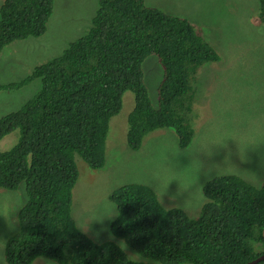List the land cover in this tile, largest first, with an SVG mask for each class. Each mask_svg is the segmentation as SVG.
Listing matches in <instances>:
<instances>
[{
    "label": "trees",
    "instance_id": "trees-1",
    "mask_svg": "<svg viewBox=\"0 0 264 264\" xmlns=\"http://www.w3.org/2000/svg\"><path fill=\"white\" fill-rule=\"evenodd\" d=\"M54 6L55 0H4L0 52L13 41L44 37ZM260 19L264 0L255 21ZM90 21L59 55L18 81L0 84L12 91L37 87L20 109L0 117V140L16 129L22 133L18 144L0 151V188L17 190L24 183L27 198L17 212L18 231L6 240L5 262L32 264L45 257L60 264H246L264 254V180L257 186L237 174H217L204 183L207 201L197 216L181 206L164 207L145 184L112 190L117 215L109 229L139 260L112 239L97 243L77 224L72 193L79 169L104 168L110 119L126 91L134 92L137 104L129 117L130 148L137 150L144 135L158 128L174 130L186 145V114L201 65L219 59L187 18L146 0H101ZM64 34L52 36L60 40ZM25 43L36 56L46 44ZM149 55H156L163 70L157 110L148 107L144 80Z\"/></svg>",
    "mask_w": 264,
    "mask_h": 264
},
{
    "label": "rangeland",
    "instance_id": "rangeland-1",
    "mask_svg": "<svg viewBox=\"0 0 264 264\" xmlns=\"http://www.w3.org/2000/svg\"><path fill=\"white\" fill-rule=\"evenodd\" d=\"M3 1L0 0V6ZM89 1L99 0H55L44 37L7 44L0 52V83L20 80L36 64L60 53L61 50L52 48L56 41L67 44L80 36L89 27L93 13ZM146 3L167 13L192 17L198 25L197 32L217 49L221 61L203 66L198 73L192 109L186 114L193 129L190 145L181 148L177 133L162 128L145 134L140 147L131 149L126 134L135 94L126 91L123 108L110 123L109 159L105 168L79 169L72 195V216L98 243L115 240L134 260L141 259L139 254L110 234L109 223L117 215L116 206L109 198L112 190L128 183L145 184L154 189L164 207L181 206L189 215L197 216L207 201L202 187L215 175L234 173L257 186L264 180V23L255 21L258 1L146 0ZM207 7L220 8L219 12L224 14L216 19L221 24L214 27L195 17V13ZM62 30L65 34L60 40L52 36L53 32ZM36 40L46 42L38 48L37 56L30 53L25 43ZM144 71L145 83L150 85L154 100L152 86L161 80V67L155 56L145 60ZM36 89L0 90V117L20 109ZM21 135L20 129L6 135L0 141V151L15 146ZM24 193V183L17 190L0 188V212H12L16 222V209L26 199ZM12 231L0 217V238L5 240ZM3 244L0 243V251ZM38 261L58 264L51 260Z\"/></svg>",
    "mask_w": 264,
    "mask_h": 264
},
{
    "label": "clouds",
    "instance_id": "clouds-1",
    "mask_svg": "<svg viewBox=\"0 0 264 264\" xmlns=\"http://www.w3.org/2000/svg\"><path fill=\"white\" fill-rule=\"evenodd\" d=\"M101 0H99V1H89V3H88V5H89V7H90V9H92L93 10V13H92V16H93V14H94V11L98 8V3L100 2ZM258 1V4H257V9H258V17H259V15H260V0H257ZM4 2V1H3ZM2 2V3H3ZM1 7V6H0ZM153 7H156V6H153ZM156 8H159V7H156ZM159 9H161V8H159ZM219 9L220 8H213V7H207V8H205V9H203L202 11H200V12H198V13H195V17H197L199 20H201V21H204V22H207V23H210L211 25H213L214 27H216V26H218L219 24H221V22H219V21H217V19H216V17L217 18H219V19H221V16H223V14L224 13H220L219 12ZM162 10V9H161ZM164 11V10H163ZM165 12V11H164ZM167 13V12H166ZM168 14H172V13H168ZM172 15H177V16H179V17H184V18H187L189 21H190V23H192L193 25H194V27H195V29H196V32H197V27H198V25H197V23H194V21H192V17H189V16H185V15H178V14H172ZM91 16V17H92ZM213 16H215V17H213ZM90 17V18H91ZM257 17V18H258ZM213 20H216L217 22H213ZM225 20V19H224ZM226 21V20H225ZM89 22H91L90 21V19H89ZM227 22V21H226ZM228 24H230L229 22H227ZM259 23H264L261 19L259 20ZM91 25V23L89 24V26ZM83 32V31H82ZM82 32L80 33V34H82ZM198 33V32H197ZM199 34V33H198ZM200 35V34H199ZM79 37V36H78ZM202 38V37H201ZM203 39V41L204 42H206L207 44L209 43L213 48H214V50H215V53H216V55L218 56V54H217V49L210 43V42H208L205 38H202ZM66 44L65 43H61L60 41H56L53 45H52V48H57V50H61L62 51V49H63V47L65 46ZM5 47V46H4ZM49 51V50H48ZM56 52H58V51H56ZM48 53V52H47ZM61 53V52H60ZM60 53H55V55L53 56V57H55V56H57V55H59ZM37 54L39 55V51L37 52ZM149 56H155V58L157 59V62H158V64L160 65V67H161V79H162V74H163V70H162V65H161V63H160V61H159V59L156 57V55H149ZM148 56V57H149ZM42 57V56H41ZM53 57H51V58H53ZM147 57V58H148ZM50 58V59H51ZM146 58V59H147ZM218 58L219 59H215V60H207L205 63H203V61H202V65H201V68L203 67V66H205V65H208V64H212V63H215V62H220L221 60H220V57L218 56ZM145 59V60H146ZM49 60V59H48ZM47 60V61H48ZM145 60H144V62H145ZM45 62V61H44ZM143 68H144V64H143ZM145 72V71H144ZM27 75V74H26ZM25 75V76H26ZM144 80H145V76H144ZM11 82V81H10ZM160 82H161V80H160ZM160 82L154 87V86H152V92H153V94H154V100L152 99V93H151V91H150V85L149 84H146L147 85V87L149 88V91H150V93H149V97H150V103L152 104V105H149L148 107H150L151 109H155V110H157L156 108L158 107V104H159V85H160ZM6 83H9V82H6ZM1 85H3L4 83H0ZM0 90H3V88H1V86H0ZM32 97V96H31ZM124 102V101H123ZM123 102H122V107H121V109H120V111L118 112V114L121 112V110H122V108H123ZM136 101H135V105H134V107H133V109L130 111V113H129V115H128V130H129V127H130V124H129V117H131V115L133 114V113H135V111H134V109L136 108ZM148 107H145L144 108V110H146L147 112H148ZM18 110V109H17ZM118 114H115V115H113V117L110 119V123H111V120L116 116V115H118ZM110 123H109V129H110ZM187 123L189 124V126H190V138H189V141H188V143H189V145H190V141H191V134H192V132H193V129H192V127H191V124H190V120L188 119V121H187ZM159 130L160 129H162V128H158ZM169 129V128H168ZM155 130H157V129H155ZM13 132V131H12ZM128 132V131H127ZM11 133V132H10ZM10 133H8V134H10ZM7 134V135H8ZM108 134H109V132H108ZM6 136V135H5ZM4 136V137H5ZM178 136V135H177ZM3 137V138H4ZM108 137V136H107ZM2 138V139H3ZM1 139V140H2ZM0 140V141H1ZM143 141V140H142ZM126 142H127V134H126ZM187 143V144H188ZM18 144V143H17ZM178 144H179V141H178ZM187 144L186 145H183V146H181L180 144H179V146L181 147V148H183V147H186L187 146ZM127 145H128V142H127ZM129 146V145H128ZM14 147V146H13ZM132 149V148H131ZM109 159V154H108V138H107V140H106V162H107V160ZM106 165V164H105ZM104 168H105V166H104ZM220 174H224V173H220ZM226 174H234V173H226ZM23 184V183H22ZM21 185V184H20ZM20 187V186H19ZM24 192V191H23ZM24 195H25V193H24ZM72 195H73V193H72ZM157 195V194H156ZM26 200H27V198L25 199V202L23 203V204H25L26 203ZM49 205V204H48ZM22 207V205L20 206V207H18L16 210V222L14 221V219H13V213L12 212H7V211H5V212H0V217H3L4 218V221H5V224H6V227L9 229V230H13L12 232H11V234H14L16 231H18V217H17V212H18V210H20V208ZM54 209H56V208H53V210ZM116 217V216H115ZM115 217H113L112 219H111V221L115 218ZM110 221V222H111ZM110 224V223H109ZM111 232V231H110ZM111 235H113L112 233H110ZM114 236V235H113ZM116 238V237H115ZM8 239V237H6V239L4 240L3 238H0V243H4L3 244V247H2V249H1V251H0V255H1V262L0 263H2V264H7L6 262H5V260H4V256H3V250H4V247H5V243H6V240ZM118 239V238H117ZM107 240V239H106ZM98 240H96V242H97ZM104 241V240H103ZM102 241V242H103ZM115 241V240H114ZM116 242V241H115ZM98 243V242H97ZM101 243V242H100ZM262 255V254H261ZM259 257V256H258ZM39 259H42V260H51V259H47V258H45V257H38L32 264H35L36 262H37V260H39ZM256 259V258H255ZM41 261V260H40ZM40 261H38V263H36V264H41L40 263ZM51 261H54V262H56V263H58V264H60L59 262H57V261H55V260H51ZM262 261V260H261ZM259 262V261H258ZM248 263V262H247Z\"/></svg>",
    "mask_w": 264,
    "mask_h": 264
},
{
    "label": "water",
    "instance_id": "water-1",
    "mask_svg": "<svg viewBox=\"0 0 264 264\" xmlns=\"http://www.w3.org/2000/svg\"><path fill=\"white\" fill-rule=\"evenodd\" d=\"M261 260H264V254L260 255L259 257H257L256 259L246 263V264H255L257 263L258 261H261Z\"/></svg>",
    "mask_w": 264,
    "mask_h": 264
},
{
    "label": "bare ground",
    "instance_id": "bare-ground-1",
    "mask_svg": "<svg viewBox=\"0 0 264 264\" xmlns=\"http://www.w3.org/2000/svg\"><path fill=\"white\" fill-rule=\"evenodd\" d=\"M238 60H239V55H238ZM175 119V118H174Z\"/></svg>",
    "mask_w": 264,
    "mask_h": 264
}]
</instances>
